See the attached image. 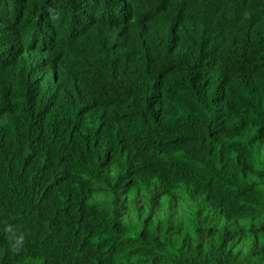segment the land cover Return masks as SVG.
<instances>
[{"label":"trees","instance_id":"1","mask_svg":"<svg viewBox=\"0 0 264 264\" xmlns=\"http://www.w3.org/2000/svg\"><path fill=\"white\" fill-rule=\"evenodd\" d=\"M0 1V264H264V0Z\"/></svg>","mask_w":264,"mask_h":264},{"label":"rangeland","instance_id":"2","mask_svg":"<svg viewBox=\"0 0 264 264\" xmlns=\"http://www.w3.org/2000/svg\"><path fill=\"white\" fill-rule=\"evenodd\" d=\"M9 11L14 17L15 19L12 21L11 19L13 18H9L7 17V12L5 15H3L2 12H0V16L4 17L9 23H11L18 31H20L24 37H25V42H26V46L28 48H30V50H34L37 52H40L42 54H45L47 56H51L52 59L54 61H56L57 63L61 64L62 67H64L65 65L63 64L62 58L65 57V54H62L59 50V48L57 49L54 46H50L49 44H43L42 42H39L35 36L33 35L32 30L30 29V27H28L27 22L23 21L22 18H20L13 10L7 8L1 1H0V11H2L4 8ZM18 17L21 19L18 20ZM59 50V51H58ZM62 54V55H61ZM66 58V57H65ZM208 70H211V67L208 68ZM212 72L214 75L217 76V79H219L221 82L223 81V79H225V77L222 75L221 70H218L217 68L213 67L212 68ZM69 73L64 72L63 76L66 77L68 76ZM162 77L164 79H166L165 75H162ZM163 79V83L167 82L166 80ZM63 83L65 84V82L63 81ZM61 82L60 84V89L57 90V93L54 96L55 100H58L62 94V90L64 88V85ZM222 85V83H221ZM161 90V89H160ZM159 91H158V95H159Z\"/></svg>","mask_w":264,"mask_h":264},{"label":"clouds","instance_id":"3","mask_svg":"<svg viewBox=\"0 0 264 264\" xmlns=\"http://www.w3.org/2000/svg\"><path fill=\"white\" fill-rule=\"evenodd\" d=\"M124 1V3H123V7H125V6H129L130 8H131V5L127 2V0H123ZM4 8V7H3ZM8 8V7H7ZM0 12H2L3 13V15H5L6 14V12H7V17H9V18H13V19H11L12 21L15 19V17L9 12V11H7L5 8L2 10V11H0ZM2 17V16H1ZM2 18H4V17H2ZM5 19V18H4ZM20 18L18 17V20H19ZM21 20V19H20ZM9 24H11V23H9ZM16 29V28H15ZM33 33H35V31L33 30ZM23 35V34H22ZM34 35V34H33ZM119 37H120V40H119V42L121 43V41H122V39L124 38V41H125V39H126V34H124V33H122L121 35H119ZM36 38V37H35ZM24 39H25V37H24ZM37 39V38H36ZM117 39H118V37H117ZM38 40V39H37ZM39 42H40V40H38ZM119 42H117V43H119ZM43 44H46V43H44V42H42ZM25 44H26V42H25ZM51 46V45H50ZM54 47H56V46H54ZM57 49H58V47H56ZM59 50H60V48H59ZM58 50V51H59ZM37 52V51H36ZM60 52H61V50H60ZM63 54V53H62ZM61 54V55H62ZM52 58V57H51ZM64 58V57H63ZM62 61H63V64H64V59H62ZM68 62H70V60H68ZM71 63V62H70ZM207 67H211V71H212V68L213 67H215V68H217L218 70H221V71H223L222 69H219L217 66H215L214 64H207L206 65ZM72 72H69V75H72L71 74ZM222 73V75L225 77V79H223V81L221 82L220 80V87L222 88L223 87V82H224V80H226L227 82H229V78L226 76V72H221ZM166 76V75H165ZM155 77L156 78H159V79H164L163 77H162V74H158V75H155ZM70 78V77H69ZM166 78V77H165ZM217 78V77H216ZM70 80H72V78L71 79H69V81ZM164 80H166V79H164ZM221 83H222V85H221ZM70 84H71V82H68L67 83V86L65 85L64 86V90H63V92H64V94H62L61 96H60V98L58 99V100H55L54 99V96H55V94H56V92L53 94V97H52V99H51V101H50V103H49V106H47V108H46V112H47V114H49V113H51V111L52 110H54L56 113L59 111V110H61V108H62V105H63V103L65 102V99H66V94L68 93V88H69V86H70ZM160 85H161V81H160ZM161 89V88H160ZM159 89V99H160V97H161V90ZM222 97L223 98H225L226 96H225V94H223L222 93ZM232 100H233V97H231V102H232ZM52 101H53V103H52ZM56 102V103H55ZM52 103V104H51ZM51 106H52V110H50L51 109ZM57 108L59 109V110H57ZM230 108V107H229Z\"/></svg>","mask_w":264,"mask_h":264},{"label":"bare ground","instance_id":"4","mask_svg":"<svg viewBox=\"0 0 264 264\" xmlns=\"http://www.w3.org/2000/svg\"><path fill=\"white\" fill-rule=\"evenodd\" d=\"M34 34V33H33ZM127 44V43H126Z\"/></svg>","mask_w":264,"mask_h":264}]
</instances>
